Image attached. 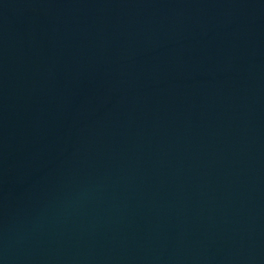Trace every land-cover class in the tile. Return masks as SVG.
<instances>
[{"label":"water","instance_id":"95a60500","mask_svg":"<svg viewBox=\"0 0 264 264\" xmlns=\"http://www.w3.org/2000/svg\"><path fill=\"white\" fill-rule=\"evenodd\" d=\"M0 264H264V0H0Z\"/></svg>","mask_w":264,"mask_h":264}]
</instances>
